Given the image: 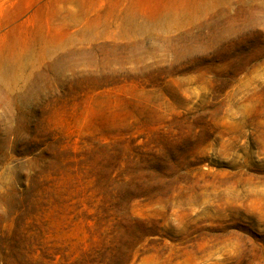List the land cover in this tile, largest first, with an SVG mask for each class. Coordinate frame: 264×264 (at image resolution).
I'll use <instances>...</instances> for the list:
<instances>
[{"label": "rangeland", "instance_id": "374dc122", "mask_svg": "<svg viewBox=\"0 0 264 264\" xmlns=\"http://www.w3.org/2000/svg\"><path fill=\"white\" fill-rule=\"evenodd\" d=\"M0 264H264V0H0Z\"/></svg>", "mask_w": 264, "mask_h": 264}]
</instances>
